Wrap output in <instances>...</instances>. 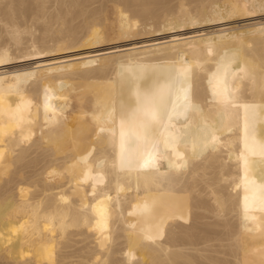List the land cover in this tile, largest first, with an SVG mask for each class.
<instances>
[{"label": "bare ground", "instance_id": "obj_1", "mask_svg": "<svg viewBox=\"0 0 264 264\" xmlns=\"http://www.w3.org/2000/svg\"><path fill=\"white\" fill-rule=\"evenodd\" d=\"M261 11L0 0V264H264V23L49 60ZM108 66L114 95L85 99L79 78L100 86Z\"/></svg>", "mask_w": 264, "mask_h": 264}, {"label": "rangeland", "instance_id": "obj_2", "mask_svg": "<svg viewBox=\"0 0 264 264\" xmlns=\"http://www.w3.org/2000/svg\"><path fill=\"white\" fill-rule=\"evenodd\" d=\"M103 7V6H102ZM101 7V8H102ZM102 9H105V8H102ZM261 13V14H260ZM253 16H249V18H248V16H247V19H245L246 17H236V19H235V17H233V18H230V19H228L229 21H226V19H216V20H214L213 22H207V23H202V24H199L200 22H198V21H195V22H191V23H189V25L188 26H181V27H177V28H172L171 30H170V28H169V30L168 29H166L164 32L163 31H161V32H155V33H152V34H146V35H143V36H139V37H136V38H129V39H125V38H120V39H117V40H111V41H108V42H104V43H100V44H98V45H94V46H90V47H87V48H84V49H80V51H79V49L77 50V51H75V50H73V51H70V52H65V54H57V55H54V56H51V57H49L50 59L49 60H51V63H53V61H54V63H57V62H60V61H68V60H71L72 58L73 59H75V58H81L82 56H87V55H92V54H109V53H113L114 55L112 56V58H116V57H119V56H121L120 55V51H122V50H126V49H130V48H133V47H139V46H145V45H151V44H155V43H157V42H161V41H163V40H166V39H169V38H171V37H173V36H178V37H189V36H196L197 34L198 35H205V34H211V33H214V32H223V31H230V32H232V34L234 33V34H236V33H247V32H255V30L253 29L254 28V26H256V25H258V24H261V23H264V11H261V12H256L255 14H252ZM103 16H105V15H103ZM239 18V19H238ZM254 19V20H253ZM248 20V21H247ZM223 21V22H222ZM225 21V22H224ZM198 22V23H197ZM220 23V24H219ZM219 25V26H218ZM223 25V26H222ZM206 27V28H205ZM222 27V28H221ZM205 29V30H204ZM196 30V31H195ZM179 31V32H178ZM195 31V32H194ZM195 33V34H194ZM181 35V36H180ZM5 43L6 42H4V41H1L0 40V45L1 44H4L5 45ZM30 43V42H29ZM30 44H28V46H29ZM135 45V46H134ZM2 46V45H1ZM97 46V47H96ZM132 46V47H131ZM12 46H9V48H11ZM100 47V48H99ZM4 48H7L6 46H4ZM9 48H7L8 50H10ZM13 48V47H12ZM11 48V49H12ZM108 48V49H107ZM14 49V48H13ZM15 51H16V49H14ZM13 50V51H14ZM12 51V50H11ZM11 51H8L10 54L12 53V54H15V52H11ZM18 52V51H17ZM87 52V53H86ZM100 52V53H99ZM139 53V52H138ZM153 53H156V52H153ZM157 54V53H156ZM156 54H153V55H155V57L156 56H158V55H156ZM151 55V54H150ZM153 55H151L152 57H153ZM15 56V55H14ZM55 56H57L56 57V60H55ZM59 57V58H58ZM57 58H58V60H57ZM14 59V60H13ZM13 59H12V61L10 62V63H8L7 65H8V67H4V68H9V67H21L22 65L23 66H26V64L27 65H31L32 63H38L39 61L37 60L38 59V57L37 58H27V57H22V58H20V59H18V58H14L13 57ZM46 59H48V58H46ZM46 59H44V63L43 64H50V61H49V63H48V60H46ZM62 59V60H61ZM27 60V61H26ZM30 62H29V61ZM45 60H46V62H45ZM57 61V62H56ZM21 62V63H20ZM29 62V63H28ZM14 63V64H13ZM19 63V64H18ZM12 64V65H11ZM17 64V65H16ZM25 64V65H24ZM111 64V65H110ZM109 64V66H112L111 68H113V66H114V64H115V61H113V62H111ZM113 64V65H112ZM13 65H15V66H13ZM130 65V64H129ZM108 66V68L109 69H107L106 70V72H104V74H102V72L100 73V75L99 76H101V75H104V77H106V78H103L102 76H101V80L102 79H104V81L101 83L102 85H98L97 86V83H90L89 84V81H87L86 82V80H90V75H89V79H88V76H84L83 78H82V76H81V78H79L80 79V81H82V85H86L87 86V90L88 91H86V89H85V92H87V93H84L85 95L86 94H88V92L90 91V93H92L93 91H95L94 90V88L96 89V91L98 90V88H99V90L101 91L102 90V87H104V91H103V94H102V91L101 92H99L97 95H96V101H98V103L100 102V100H101V102L102 101H104V99H103V97L106 95V93H107V95H110L111 93V95H114V93H113V91L111 90V87H112V83H111V81H109V77L107 78V76H108V71L111 69L110 67ZM116 67V66H115ZM115 67L113 68V69H115ZM128 69H131V66H129L128 67ZM105 74L107 75V76H105ZM88 75V74H87ZM86 77V78H85ZM100 78V77H99ZM82 79V80H81ZM105 79H106V81L107 82H109V83H106L105 82ZM78 80V79H77ZM83 80H85V81H83ZM80 81H74V86L75 87H73V85L71 86V87H73L72 88V90L75 92V90H78V84H75V83H77V82H80ZM91 81V80H90ZM85 82V83H84ZM100 82L101 81H99V83L98 84H100ZM88 83V84H87ZM106 83V84H105ZM111 83V84H110ZM92 85V86H91ZM95 87H94V86ZM88 87L90 88V89H88ZM75 88V89H74ZM107 88V89H106ZM109 89V90H108ZM98 90V91H99ZM111 91V92H110ZM106 92V93H105ZM110 94H109V93ZM73 93V92H72ZM97 93V92H96ZM94 94H95V92H93L92 94H88V96L91 98V96H93V97H95L94 96ZM103 95V96H102ZM83 96L84 95H82V99H83ZM89 97H87V95H86V97H85V99H89ZM92 97V98H93ZM90 100H94V99H90ZM101 102H100V104H101Z\"/></svg>", "mask_w": 264, "mask_h": 264}, {"label": "snow or ice", "instance_id": "obj_3", "mask_svg": "<svg viewBox=\"0 0 264 264\" xmlns=\"http://www.w3.org/2000/svg\"><path fill=\"white\" fill-rule=\"evenodd\" d=\"M148 115H150V118H151L152 120H156V119H157V114H156V113H150V114H148ZM132 143H134V141H132Z\"/></svg>", "mask_w": 264, "mask_h": 264}]
</instances>
